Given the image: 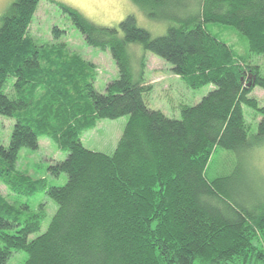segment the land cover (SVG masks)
<instances>
[{
	"label": "trees",
	"instance_id": "trees-1",
	"mask_svg": "<svg viewBox=\"0 0 264 264\" xmlns=\"http://www.w3.org/2000/svg\"><path fill=\"white\" fill-rule=\"evenodd\" d=\"M42 0H13L0 20V116L13 118L11 139L0 145V182L14 197L44 193L57 207L46 230L27 205L0 197V264L23 253V264H251L264 258V201L254 180H244L252 154L243 107L260 116L252 92L264 90L253 58L264 57V0H129L145 18L166 24L159 37L129 15L114 28L100 27L59 5L92 48L109 51L117 80L95 90L90 63L63 46L39 47L27 35ZM234 29L246 56L207 31ZM139 45L171 66L189 87H214L180 119L150 110L142 57L132 67L128 46ZM142 55V54H141ZM257 105V106H256ZM127 116L111 155L85 149L80 136L100 120ZM51 140L66 159L47 168L61 187H47L14 170L21 149ZM232 154L226 176L210 178L208 159ZM25 216V217H23ZM259 242L258 245L255 243Z\"/></svg>",
	"mask_w": 264,
	"mask_h": 264
},
{
	"label": "rangeland",
	"instance_id": "rangeland-1",
	"mask_svg": "<svg viewBox=\"0 0 264 264\" xmlns=\"http://www.w3.org/2000/svg\"><path fill=\"white\" fill-rule=\"evenodd\" d=\"M13 0H0V20L10 8ZM65 5L77 10L85 19L100 27L114 28L127 16L132 15L136 19L137 26L150 33L152 37H159L166 33L167 25L148 20L129 0H42L36 7L32 21L28 28L27 35L39 47L63 46L65 51L81 58L84 62L94 67L96 74L95 90L103 94L106 86L117 80L118 70L109 51H102L88 46L72 25L69 17L64 14L59 5ZM211 35L225 43L234 53L235 59L242 60L247 53V43L234 29L219 25L206 27ZM132 56V67L139 68V57H142L143 82L149 87L145 96V103L150 110H157L164 116L173 119H180L182 106L197 105L202 98L207 96L214 87L207 85L201 88H192L180 77L171 73V66L147 53L143 52L139 45L128 46ZM142 54V55H141ZM259 68L264 77V57H255L251 63ZM258 102L257 108H264V90L255 88L251 95ZM243 107L244 123L248 127V140L253 148L252 154L247 161L244 180H254L263 196L264 201V139L256 136L257 123L260 116ZM128 117L124 116L115 120L103 119L94 125L91 130L80 136L83 147L92 152L111 155L116 149L117 143L122 135ZM15 120L0 116V145H9ZM66 153L57 149L55 144L40 137L36 150L23 148L19 151L15 162L14 170L28 177L33 181L45 179L47 187H61L65 184L66 178L51 177L47 168L55 163L66 159ZM232 154L217 150L208 159V175L210 178L226 176L230 173L233 162ZM0 197L8 202V205H27V214H38L42 216V224L39 233L29 237L32 240L45 232L52 216L56 212V205L44 193H39L31 198L14 197L10 191L0 182ZM25 217V216H23ZM259 242L255 243L258 245ZM260 245V244H259ZM264 253V249H263ZM26 255L13 253L7 264H23ZM252 259L250 260L251 264ZM241 264V262L239 263ZM253 264H264V258H258Z\"/></svg>",
	"mask_w": 264,
	"mask_h": 264
}]
</instances>
